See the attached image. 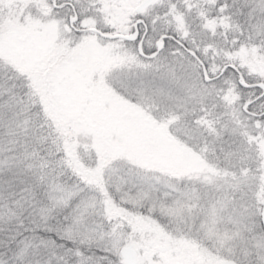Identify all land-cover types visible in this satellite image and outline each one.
Returning a JSON list of instances; mask_svg holds the SVG:
<instances>
[{"label":"snow or ice","instance_id":"obj_1","mask_svg":"<svg viewBox=\"0 0 264 264\" xmlns=\"http://www.w3.org/2000/svg\"><path fill=\"white\" fill-rule=\"evenodd\" d=\"M0 264H264V0H0Z\"/></svg>","mask_w":264,"mask_h":264}]
</instances>
